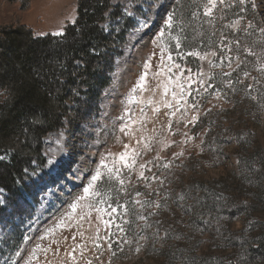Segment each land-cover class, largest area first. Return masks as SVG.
<instances>
[{
	"label": "rangeland",
	"instance_id": "374dc122",
	"mask_svg": "<svg viewBox=\"0 0 264 264\" xmlns=\"http://www.w3.org/2000/svg\"><path fill=\"white\" fill-rule=\"evenodd\" d=\"M173 1H112L104 26L126 28L127 41L110 83L97 110L46 138L47 159L50 149L57 159L71 157L32 173L19 195L0 193L7 205L0 264H202L204 257L241 264L242 253L251 260L264 235V0H199L204 14L212 7L206 15L217 47L184 38ZM77 2L32 0L24 10L0 0V24L63 34ZM195 16L202 28V13ZM244 19V33L256 40L249 66L226 50ZM72 159L81 161L77 176L67 171ZM96 171L102 175L93 182Z\"/></svg>",
	"mask_w": 264,
	"mask_h": 264
},
{
	"label": "trees",
	"instance_id": "16d2710c",
	"mask_svg": "<svg viewBox=\"0 0 264 264\" xmlns=\"http://www.w3.org/2000/svg\"><path fill=\"white\" fill-rule=\"evenodd\" d=\"M7 1L20 3L24 10L32 2ZM112 1L78 0L75 21L59 35L38 36L19 21L0 24V155L7 154L0 161V189L10 195H19L31 174L45 168V140L50 134L69 119L85 120L88 109L97 110L114 62L127 41L126 28L108 30L104 26ZM171 9L175 23L184 18V38L188 35L194 42L200 36V41L218 46V34L210 27L212 19L204 14L199 0H174ZM195 12L203 15L202 28L197 26ZM252 19L254 24L262 21L258 11ZM245 28L244 19L226 50L227 55L231 50L238 53L243 65L249 66L247 50L256 40L244 33ZM242 254L241 264H264V235L252 250L251 260L245 261ZM201 261L212 264L207 257ZM226 261L222 259L220 264Z\"/></svg>",
	"mask_w": 264,
	"mask_h": 264
},
{
	"label": "snow or ice",
	"instance_id": "6c2138e0",
	"mask_svg": "<svg viewBox=\"0 0 264 264\" xmlns=\"http://www.w3.org/2000/svg\"><path fill=\"white\" fill-rule=\"evenodd\" d=\"M130 2H131V0H130ZM240 3H241V4H244V3H245V0H240ZM209 4L214 6V0H209ZM252 7H253V8L256 7V5H255L254 2H253V4H252ZM211 11H212V7H208V8H207V11H206V14L210 15V14H211ZM146 23H147V21H143L142 24H141V26H143V25L146 24ZM167 23H168V24L171 23V17H170V16L167 18ZM248 26L251 27V26H252L251 23H249ZM262 31H264V29H262ZM159 35H160V36H163V32H160ZM190 55H193V54L190 53ZM169 58H171V57H169ZM229 59H230V58H229ZM238 66H239V65H238ZM224 75H229V74H228V73H224ZM247 75H248V73H245V76H247ZM141 79H143V77H142ZM248 87L251 88L252 86H251V85H248ZM193 107L195 108V107H197V105L194 104ZM196 119H197V117H193V118H192L193 121H195ZM61 135H63V133H61ZM57 143H59V141H57ZM127 147H128V146L125 145V148H127ZM49 151L52 153V155H51V158H48V159H47V164H48L49 166H51V170L56 169L57 167H59V165H60L64 160H66V159H68L69 157H71V152H69V153H67L66 156H61L60 159H57V158H56L57 153H56L54 150H51V149H50ZM61 151L63 152L64 150L61 149ZM182 154H183V153H180V155H182ZM136 155H139V153H136ZM6 156H7V154H5V155H0V161H4V160L6 159ZM120 159H121V161H124V162H125V166H127V161H126V159H125V155H124V154H121ZM80 163H81V161L76 160V159H72V160H70L67 171L70 172L73 176H77V175H79V174L82 172V169L79 167V164H80ZM133 163H135V161H133ZM74 165H75V166H74ZM140 167H141V168H144L145 165H144V164H141ZM90 171H91V170H89V172H85L84 175H89V174H90ZM33 175H36V174L33 173ZM101 175H102V174H101L99 171H96L95 174H92V175H91V177H90V178H91V181L95 182V181L99 180V179L101 178ZM140 177L143 178V179H145V180L148 179V177H145V176H144V173H143V172H140ZM153 179H159V178L154 176ZM120 183L123 184L124 181L121 180ZM91 187H92V184H91V183L88 184L87 186H85V187H84V192L87 194V193L89 192V189H90ZM2 192H3V189H0V193H2ZM136 195L139 196L140 193L137 192ZM81 199H83V198H81ZM145 203H147V201H145ZM0 207H7V205L5 204V202H4L3 199H0ZM73 207H75V204L73 205ZM157 207H159V205H157ZM98 210H99V209H98ZM112 211L115 212L116 209L114 208V209H112ZM151 214H152V213H149V215H151ZM139 218H140L141 220H146V217L143 216V215H141ZM105 223L107 224V223H109V221H106ZM117 227H118V229H119L120 232H123V231H124V229H123L122 227H120L119 225H117ZM73 239H75V237H73ZM99 246H100V245H97V247H99ZM109 246H110V245H109ZM74 252H75V249H72V250L68 253L70 256H72V259H73V260L75 259V256L73 255ZM88 264H91V261H89Z\"/></svg>",
	"mask_w": 264,
	"mask_h": 264
}]
</instances>
